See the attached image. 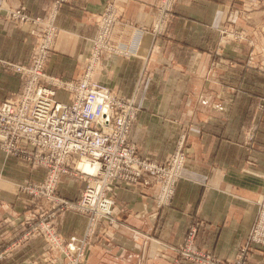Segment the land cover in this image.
Instances as JSON below:
<instances>
[{
    "label": "crops",
    "instance_id": "1",
    "mask_svg": "<svg viewBox=\"0 0 264 264\" xmlns=\"http://www.w3.org/2000/svg\"><path fill=\"white\" fill-rule=\"evenodd\" d=\"M106 3L0 0V102L21 91L20 78L2 65L27 63L44 30L35 17L44 21L56 9L49 70L63 78L79 77ZM157 3L116 0L122 21L113 29L114 43H130L137 28L148 30L136 55H104L95 79L121 96L135 97L139 112L130 138L142 156L164 162L185 138L183 178L164 208L155 202L156 189L114 187L123 211L113 227L104 223L112 244L97 246L91 264H196L177 262L175 250L194 226L196 249L221 264H264L256 246L238 259L264 192V0H180L161 34L150 30ZM18 10L30 19L12 17ZM224 29L247 37L220 41ZM43 176V169L0 150V264H62L47 262L45 247L36 239L4 258L9 243L34 217L32 201L20 185ZM85 185L68 175L58 191L75 202ZM55 219L65 238L82 236L89 224L88 215L75 210L58 211Z\"/></svg>",
    "mask_w": 264,
    "mask_h": 264
},
{
    "label": "built area",
    "instance_id": "2",
    "mask_svg": "<svg viewBox=\"0 0 264 264\" xmlns=\"http://www.w3.org/2000/svg\"><path fill=\"white\" fill-rule=\"evenodd\" d=\"M64 0H57L59 4ZM180 0H158L156 18L150 30L165 33ZM53 9L50 16L56 15ZM12 17L29 20L21 10ZM44 30L39 48L31 56V67L17 65L23 87L16 99L0 102V149L7 157H22L35 169H43L39 182H30L25 191L66 210H81L89 217L83 237L64 238L54 228L50 232L56 249L77 258L89 248L99 224L112 227L123 211L114 187L117 185L148 192L157 190L158 208L168 207L177 183L183 178L187 155L181 146L164 162H156L139 153L131 141V131L139 112L135 97H124L95 80L100 59L106 54L125 57L137 54L146 30L137 28L130 43H114V27L122 21L116 0H107L97 22L86 67L79 77L63 78L47 73L45 63L54 45L57 27L54 19L42 21ZM237 40L235 31L219 33L220 41ZM86 182L78 203L63 198L58 191L64 176ZM258 213L251 232L240 249L239 261L256 246L264 255V192L258 201ZM44 222L49 221L43 214ZM53 221L50 222L52 224ZM197 227H191L182 245L175 250L185 259L200 262L205 255L196 249ZM84 255V254H83ZM82 255V256H83ZM213 258H211L212 260ZM73 262V260H72ZM220 263V261H219ZM221 264V263H220Z\"/></svg>",
    "mask_w": 264,
    "mask_h": 264
},
{
    "label": "rangeland",
    "instance_id": "3",
    "mask_svg": "<svg viewBox=\"0 0 264 264\" xmlns=\"http://www.w3.org/2000/svg\"><path fill=\"white\" fill-rule=\"evenodd\" d=\"M53 15L54 14H52L51 16L49 15V17H46L45 19L46 20L49 19L50 22H52L53 19H54V22H55L56 15L55 16H53ZM38 19L39 18L35 17V20L36 21ZM55 26H57V25H55ZM246 37H247V34H241V33H238L237 32V40H242V39H244ZM254 38L257 40V37H256L255 34H254ZM55 41H56V39H55ZM36 46H33L31 48L30 58L33 55V53L39 49ZM54 47H55L54 45L51 46L49 56H48L47 61L45 63V68H46V71H47L48 74L54 75V76H58V77H62L61 75H56V74L51 73L50 70H49V67L50 66H49V60L48 59L51 57V55H52V53L54 51ZM30 58L27 61V63H8V64H3L2 66L3 67L4 66L7 67L9 69V71L11 73H13L14 76L19 77L18 73L16 72L15 66H17V65H23V66H28L30 68L31 67V60H30ZM255 58H256V56L253 54L252 55V59H251L252 60V63H254ZM85 67H86V64H85ZM85 67H84V69H85ZM73 78H75V77H73ZM19 80L21 81V84H22V87H23V81L21 80V78ZM21 90H22V88H21ZM20 92L18 91L16 93H14L11 97H9L7 99H16L18 97V95H19ZM7 99H5L4 101H6ZM5 156L7 157V155H5ZM23 159L25 161H28L29 162V160H27L25 158H23ZM73 177H75V176H73ZM33 182H39V181H33ZM29 183L30 182L27 181V182L21 184L20 185V190H21V192L23 194H25V195H27L29 197L30 201H32L31 206H34V209L33 210L35 211L34 212V217L32 219H30L26 223V230H25V232L22 233V234H20L18 236V238L14 239L12 242L9 243V245H8L9 246L8 247L9 250L7 252V255H4V258L7 257V256H11L13 252H15L17 249H19L20 247H22L26 243L37 242V241H33L31 239H34V240L36 239L38 241H41V243L44 245L45 250H46V253H47V262L48 261L49 262H54V260H57V261L60 260L62 262V264H91V263H93V261H95V258L97 256L96 255L94 257L95 251H96L95 249L96 248H98L99 246L100 247H103V248H106V247H110L111 246L112 243H111V241L108 240L109 239V236H108V229H107V227L104 226V223L99 224L97 226V228H96V231H95L96 233L94 234L93 239L89 243V248L85 250V253H83L84 255L83 254H82L83 256L82 255H77V258L75 259V261H74L73 258L70 260L69 259L70 254L68 252H66V251L63 252V251H61L59 249H56L55 248V245L53 243V240L50 238L51 237L50 236L51 230H53L54 228H56V224H55V220L56 219L55 218L57 216V212L58 211L60 212V207L59 208L54 207L53 204L48 203V200L45 197L39 198V197L34 196V195L30 194L29 192L25 191V187ZM79 198H77V200L75 201V203H78ZM75 211L77 213L84 214L79 209H77ZM43 214H45V217L47 216V219H49L48 222L47 221L44 222ZM51 221H53L52 224H50ZM84 235L85 234H83L82 236H78V237H83ZM211 258H213V259L211 260ZM180 259H183V260H186V261H190V260L185 259L181 254L179 255V258L177 259V262H179ZM72 260H73V262H72ZM195 260L196 259H194L193 261H190V262H194L196 264H219V259L214 258L212 255L211 256L205 255L202 259H200V262L195 261ZM34 263L37 264V261H34ZM226 264H229V262H227Z\"/></svg>",
    "mask_w": 264,
    "mask_h": 264
}]
</instances>
